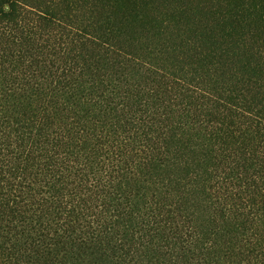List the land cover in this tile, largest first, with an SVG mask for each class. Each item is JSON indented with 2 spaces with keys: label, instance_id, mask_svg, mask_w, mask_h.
I'll return each mask as SVG.
<instances>
[{
  "label": "trees",
  "instance_id": "16d2710c",
  "mask_svg": "<svg viewBox=\"0 0 264 264\" xmlns=\"http://www.w3.org/2000/svg\"><path fill=\"white\" fill-rule=\"evenodd\" d=\"M0 264H264V0H0Z\"/></svg>",
  "mask_w": 264,
  "mask_h": 264
}]
</instances>
